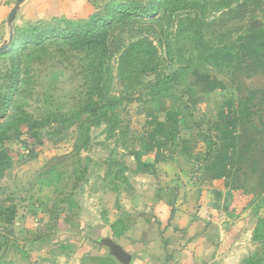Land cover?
<instances>
[{
    "label": "rangeland",
    "instance_id": "obj_1",
    "mask_svg": "<svg viewBox=\"0 0 264 264\" xmlns=\"http://www.w3.org/2000/svg\"><path fill=\"white\" fill-rule=\"evenodd\" d=\"M146 4L108 20L98 47L67 28L70 39L0 53V264H87L76 254L88 246L59 241L60 218L87 195L107 220L116 194L119 233L139 191L152 207L168 172L172 213L198 205L188 190L205 191L213 226L244 243L238 264H264V60L242 42L264 39V0ZM93 161L102 178L88 173Z\"/></svg>",
    "mask_w": 264,
    "mask_h": 264
},
{
    "label": "crops",
    "instance_id": "obj_2",
    "mask_svg": "<svg viewBox=\"0 0 264 264\" xmlns=\"http://www.w3.org/2000/svg\"><path fill=\"white\" fill-rule=\"evenodd\" d=\"M146 2L0 0V53L13 50L22 41L38 34L88 22L95 16H102L112 6ZM106 172L107 167L99 161H93L88 171L99 178ZM163 179L167 188L161 190L157 185L154 190L158 194L157 200L150 203L152 207H145L148 203L144 205V191H139L138 201H134V210L130 212L132 217L121 223L119 233L114 229L121 215L115 207L116 194L109 201L112 213H108L107 220H98L97 207L89 196L86 195L85 203L78 199L77 216H63L57 223L59 241L70 244L73 240L79 246H88L76 254L78 261L87 264H238L245 254L244 243L230 241L220 227L213 226L212 216L217 207L210 205L205 191L196 194L188 190L186 195H195L198 205L190 207L183 202V205L175 206L172 213L169 204L173 175L168 172ZM93 214L95 220L88 219Z\"/></svg>",
    "mask_w": 264,
    "mask_h": 264
},
{
    "label": "trees",
    "instance_id": "obj_3",
    "mask_svg": "<svg viewBox=\"0 0 264 264\" xmlns=\"http://www.w3.org/2000/svg\"><path fill=\"white\" fill-rule=\"evenodd\" d=\"M161 1L163 0H151L149 3H148V7L152 8L154 6H157ZM146 7H140L139 5L137 4H129V5H115V6H112L110 9L106 10V12H104V14L102 16H95L93 17L92 19H90L88 22H85V23H81V24H77V25H68L66 26L64 29L62 30H53L51 32H48V33H41V34H38L32 38H29V39H26L24 41H22L16 48H18L19 46H21L22 44L25 45L29 42H38L36 44H43L44 41L50 39V38H61L64 36V34H67L66 33V30L67 28L69 30H73V33L75 37H78L80 38L81 40H86L87 41V45L90 46V48H93V47H98L100 45H102V40H103V37L101 36V33H100V29H104L105 27H107L108 25V20L110 21L116 14H119V13H123L126 15V16H134L136 14V11H140L141 12H145ZM139 15V14H137ZM100 22V25L101 27H97L98 25H95L94 23H99ZM102 22V24H101ZM88 25V26H86ZM87 28V31H85V35H83V31L82 30H76L78 28ZM81 28V29H82ZM262 28V27H261ZM264 29V28H262ZM72 34V35H73ZM65 37V36H64ZM67 39H70V37H65ZM259 41H254L253 37H249L248 39H244L242 42H243V45H244V41H247V45H248V52L247 54H250L251 56H258V58L260 60H264V53L262 54H258L256 51L254 52L253 51V48L254 49H263L264 50V39H257ZM139 47L137 46V44L135 45H132L130 48H128L120 57V61L123 64L128 63L129 60H133L132 58H134V55H135V50L136 48ZM15 48V49H16ZM138 49V48H137ZM147 54H150V56H152L151 53L149 52H146V51H142L141 52V55H147ZM126 59V60H125ZM18 74L19 72H15V74L12 76V86H16L17 84H19L20 80L18 79ZM6 97V98H5ZM3 97L2 101H9L10 99L7 98V96ZM9 97V96H8ZM99 111H102V107H99V108H96L95 110H92L90 111V114L92 116H95L96 112ZM238 111L240 113V117H243L245 113L247 115V111L248 109H245V108H238ZM4 111L0 112V117L1 116H4ZM103 117V122H107V123H104V124H108V120L106 119V116H102ZM116 121V120H114ZM243 121V119H242ZM241 121V118H240V122ZM248 121V120H247ZM245 122L246 124V127H242V130H244L242 132V136L244 134L245 136V133H248V129H247V126L249 125L250 121L249 122ZM246 128V129H245ZM247 152H255L256 151H248ZM4 162H6V157L4 155V153H0V171L2 170L3 166H4ZM249 262H245L244 264H248Z\"/></svg>",
    "mask_w": 264,
    "mask_h": 264
}]
</instances>
